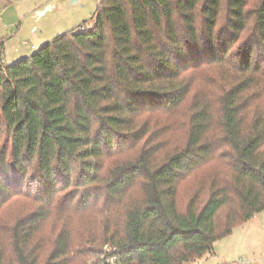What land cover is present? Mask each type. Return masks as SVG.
I'll list each match as a JSON object with an SVG mask.
<instances>
[{
	"label": "trees",
	"instance_id": "16d2710c",
	"mask_svg": "<svg viewBox=\"0 0 264 264\" xmlns=\"http://www.w3.org/2000/svg\"><path fill=\"white\" fill-rule=\"evenodd\" d=\"M91 21L0 63V264L215 256L264 211V0H100Z\"/></svg>",
	"mask_w": 264,
	"mask_h": 264
},
{
	"label": "rangeland",
	"instance_id": "374dc122",
	"mask_svg": "<svg viewBox=\"0 0 264 264\" xmlns=\"http://www.w3.org/2000/svg\"><path fill=\"white\" fill-rule=\"evenodd\" d=\"M98 5L99 0H78L74 4L72 0H0V44L4 43L0 63L13 64L27 58L56 37L78 29L85 21L94 25L91 20ZM202 182L205 183L201 178L199 184ZM192 193L185 185L180 202L186 206ZM74 223L73 219L72 226ZM215 252V256L195 264H241L244 260L264 264L259 262L264 258V211L219 240ZM97 258H89L87 263H94Z\"/></svg>",
	"mask_w": 264,
	"mask_h": 264
},
{
	"label": "built area",
	"instance_id": "2783aa9c",
	"mask_svg": "<svg viewBox=\"0 0 264 264\" xmlns=\"http://www.w3.org/2000/svg\"><path fill=\"white\" fill-rule=\"evenodd\" d=\"M259 262L264 263V258H262ZM241 264H251V262H248V261L244 260V261H242Z\"/></svg>",
	"mask_w": 264,
	"mask_h": 264
},
{
	"label": "water",
	"instance_id": "95a60500",
	"mask_svg": "<svg viewBox=\"0 0 264 264\" xmlns=\"http://www.w3.org/2000/svg\"><path fill=\"white\" fill-rule=\"evenodd\" d=\"M77 2H78V0H72V4L77 3Z\"/></svg>",
	"mask_w": 264,
	"mask_h": 264
}]
</instances>
